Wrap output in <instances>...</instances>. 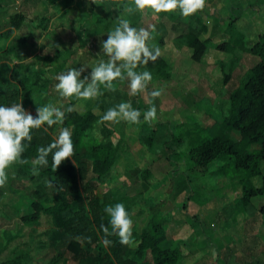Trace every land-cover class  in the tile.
<instances>
[{"label":"rangeland","instance_id":"obj_1","mask_svg":"<svg viewBox=\"0 0 264 264\" xmlns=\"http://www.w3.org/2000/svg\"><path fill=\"white\" fill-rule=\"evenodd\" d=\"M32 1L23 4L21 0H0V76H4L6 71H3V66L8 67L7 75L13 71L14 64L25 63L34 64L32 70L40 69L43 77L52 79L49 96L36 94L22 103L24 109L33 116L36 115L37 107L52 104L61 108L71 102L79 113L94 109L100 114L96 108L100 95L92 100H64L55 91V84L58 82L56 77L70 68L87 67L82 73L83 79L101 60L107 61L108 57L101 51V42L107 39L108 32L116 24L106 27L105 22L93 23L91 42L87 44L81 31L87 17L86 2L74 0L67 7L62 0H57L58 5L50 8L40 0L34 7ZM120 1L113 3V0H100L107 8ZM129 9L119 17L149 31L155 26V32L152 33L155 39L150 44L158 46L156 37L162 34L166 41L162 51L172 60L173 77L171 81H151L141 93L140 104H137L136 96L129 95V81H114L112 89L101 86V92L106 93L107 109L121 102H131L132 107L141 112L139 124L126 121L106 123L114 130L113 142L117 144L121 141L125 153L118 158L111 175L106 179L110 191L103 197L106 200L127 198L126 203L133 209L132 231L142 232L153 215L167 220L166 227L173 240L172 247L182 251L185 256L184 264H264V225L260 220L258 205L252 204L246 213L236 210L234 200L241 197L242 188L230 177L227 179L231 182L220 178L223 175L216 170L224 161L215 162L205 171H193L187 166L185 141L182 146L176 147L179 152V172L172 176L170 173L174 168L167 159L170 152L164 147V143L171 140L172 131L176 135L184 133L181 127L170 131L169 125L196 123L202 125L204 130L214 123V132L208 131L207 135L224 136L240 145L241 137L237 131L216 122L226 115L229 106L227 87L218 63L222 61L229 65L225 72L231 73L230 85L237 87L244 74L259 59L241 51L232 56L212 50L207 55V64L194 62L172 47V42L187 27L186 19H170V14L178 16L179 11L154 14L148 10L141 13L135 5H131ZM232 11L236 19L233 26L245 35L248 45L252 46L258 35L264 33V0H206L204 21L212 30L209 34H204L203 38L223 41L220 36L230 29L229 21L225 19L231 16ZM16 12H24L27 19L21 29L13 30L11 39H6L3 34L11 30L10 16ZM108 13L111 15V11ZM22 38H26V43L8 54L9 45ZM37 63L42 65L41 68H37ZM229 67H233L232 72ZM155 90H160L161 95L153 98L151 93ZM144 106L148 109L156 107V121H144L143 114L148 110ZM101 127L98 124L96 130L99 131ZM59 131L60 125H57L51 132L53 138ZM143 135L154 137L150 148L143 144ZM246 150H249L248 146ZM254 151L258 150L252 152ZM147 169L153 174L151 186L143 182L138 173ZM7 172L8 180L3 188V195L0 196V263L23 253L28 257L26 264H75L71 259L54 262L57 258L59 234L54 230L51 217L42 214L39 222L30 226L21 220V217L34 212L31 207L26 206L30 202V194H35L37 190L35 181L31 179L32 173L20 171L17 163ZM254 182L261 186L260 177L254 179ZM184 189L192 194V199L186 205ZM254 200L255 198L252 202ZM194 216H198L199 222H202L198 228L191 225ZM135 249L136 244L131 245V250ZM218 251L222 254H218ZM231 251L235 252L234 257L228 256ZM142 264H151L150 257Z\"/></svg>","mask_w":264,"mask_h":264},{"label":"trees","instance_id":"obj_2","mask_svg":"<svg viewBox=\"0 0 264 264\" xmlns=\"http://www.w3.org/2000/svg\"><path fill=\"white\" fill-rule=\"evenodd\" d=\"M21 1L23 4L30 2V0ZM33 1L34 7L39 4V0ZM40 1L50 8H55L59 3L57 0ZM62 2L65 3V6L70 7L74 0H62ZM84 2L88 4L87 17L81 31L87 44L91 42L93 23L99 21L105 22L106 27L113 23L117 26L119 15H124L133 5L132 0H121L118 3L119 6L114 4L110 8L102 4L100 0H97V4L90 3V0H84ZM110 11L111 15L108 13ZM233 12L229 18L225 19V21H229L230 29L224 33L225 35L220 36L224 39L221 42H215L211 37L203 38L204 34L207 35L212 30L204 21V16H206L204 9L191 17H183L180 12L178 16L177 14L169 16L171 20L177 17L186 19L187 27L182 34L176 37L174 46L179 50L185 47L191 49V59L194 62L207 64L206 58L210 50L232 56L241 51L250 53L259 59L244 74L237 87L230 85L231 73L225 72L229 65L222 61L218 63L223 72L224 84L227 87L226 97L229 106L226 115L216 122L237 131L241 137L240 145L224 136L210 137L207 132L213 133L214 130L208 128L204 130L202 125L196 123L193 125H169L170 131L181 127L184 133L176 135L172 131V138L169 142L164 143V147L170 152L167 159L174 168L170 173L172 176L178 175L179 152H177V148L182 146L185 141L187 143V166L193 171H205L215 162L224 161L220 167L217 166L216 171L223 177H230L237 181L241 186L242 195L234 200V203L239 213H246L254 198L264 197V33L259 34L257 41L249 46L245 35L233 26L236 21ZM26 19L27 15L24 12L12 14L9 20L11 30L4 33L3 37L11 39L13 30L21 29ZM130 24L139 29L137 23ZM42 27L46 29L45 26ZM25 39L12 42L11 44H14L9 45L8 54L23 46L26 43ZM156 39L158 47L161 49V56L155 62L150 61L148 65H141L136 70L149 71L152 74L153 82L170 81L173 63L162 51L166 45L164 38L157 36ZM33 66L34 64L16 63L13 66V71L7 75L8 67L3 66V71H6H4V76H0V106L24 103L36 94L50 95L52 79L43 77L39 72L41 64H36L39 70H32ZM229 69L230 72L233 71V67H229ZM118 80L128 81L126 78ZM101 93L96 104L100 114L94 109L87 110L83 114L77 110L66 113L65 121L63 125H60V128L67 127L72 132L74 155L62 162L56 171H53L51 167L52 155L50 154L48 166L41 168L38 176L32 174L31 179L35 181L37 190H35L36 195L30 194V202L26 206L31 207L34 212L21 217V220L25 225L30 226L37 224L42 214L51 217L54 230L59 234L56 246L57 258L54 262L59 260L66 262L71 259L75 264H142L150 257L151 264H184L185 256L179 248L172 247L173 240L166 227L167 220L163 217L153 215L142 232L132 231L131 245L136 244L135 250H131V245H122L119 237L112 234L110 217L104 211L106 206L122 203L131 219L134 216L131 205L126 203V197L121 200H106L103 197L110 191L106 179L111 175L118 158L125 153V149L121 141L117 144L113 142L115 133L106 125L107 122L101 124L102 127L99 131L96 130L97 125L100 124L98 121L108 110L105 102L106 93ZM136 97L137 104H140L142 102L141 93ZM70 105L75 106L71 102L62 106L61 109ZM144 107L148 109L147 106ZM45 127L47 126L32 131L33 139L30 144L27 141L24 142L26 150L21 159L26 160L27 163H17L20 171L31 174V162L38 156V149L51 143L54 139L51 132L56 129L57 125L48 128L47 131L44 130ZM141 140L144 145L150 148L154 137L143 135ZM252 145H260L261 148L254 152L246 150L247 146ZM138 173L143 182L149 186L152 185L150 180L153 178V174L150 170H141ZM259 177L262 181L261 186H257L254 182V179ZM49 179L53 180L56 186L49 187L47 183ZM60 187L63 188L62 191H58ZM1 195H3V188H0ZM191 199L192 194L186 192L185 205ZM259 215L264 225V205L260 208ZM191 222L193 228L202 225L198 216H194ZM102 224L109 228L107 238L111 244L108 246L103 243L105 234L101 229ZM218 254H222V252L218 251ZM234 255L235 252L232 251L228 254L230 257H234ZM27 259V254L20 253L0 264H26Z\"/></svg>","mask_w":264,"mask_h":264},{"label":"clouds","instance_id":"obj_3","mask_svg":"<svg viewBox=\"0 0 264 264\" xmlns=\"http://www.w3.org/2000/svg\"><path fill=\"white\" fill-rule=\"evenodd\" d=\"M135 8L141 13L151 10L154 14L172 13L179 11L183 17H191L197 12L203 11L206 0H132ZM97 4V0H90ZM117 3V0H113ZM119 6V4H117ZM155 26L151 31L145 28L131 26L129 20L120 18L117 26L108 32L107 39L101 42V51L108 57L107 61L101 60L92 68L88 76L81 79L82 73L87 67L77 69L70 68L67 72L56 77L55 91L64 100H92L101 95V86L112 89L113 82L118 79H128L129 95L137 96L147 89L152 81V74L145 70L138 72L141 65L155 62L161 56V49L150 44L155 37ZM126 73V76H125ZM161 95L160 90L151 93L153 98ZM76 111L75 106H68L63 110L52 104L37 107L36 115L24 109L22 103H12L10 106H0V188H4L8 180L7 170L16 163H27L21 159L26 150L25 141L31 143L32 131L44 126L45 131L54 125H63L66 113ZM145 122H154L157 119L155 106L144 112ZM141 112L132 107L131 102H121L115 107L109 108L100 118L98 123H119L126 121L131 124L140 123ZM52 155V169L56 171L64 162L74 155L72 132L67 127H61L58 135L46 146L38 149V156L32 160V174L38 176L41 168L48 166V157ZM49 187L56 186L53 180L47 181ZM63 188H58L62 191ZM104 211L110 217L112 234L117 235L120 243L125 246L132 244L133 220L124 204L117 203L114 206H106ZM105 234L103 243L111 244L107 238L109 228L101 225Z\"/></svg>","mask_w":264,"mask_h":264},{"label":"crops","instance_id":"obj_4","mask_svg":"<svg viewBox=\"0 0 264 264\" xmlns=\"http://www.w3.org/2000/svg\"><path fill=\"white\" fill-rule=\"evenodd\" d=\"M82 2L84 1V0H81ZM134 5V4H133ZM130 10V9H129ZM128 10V11H129ZM48 30V29H47ZM46 30V31H47ZM93 32V31H92ZM46 33H48V32H46ZM45 33V35H47ZM159 36H162V34H158ZM163 37V36H162ZM87 42V41H86ZM165 43H166V41H165ZM172 47L175 49V51L176 52H178V53H180V54H185L188 58H191V56H192V50L191 49H189V48H183V49H181V50H179V49H177L175 46H174V42H172ZM210 51H212V50H210ZM209 51V52H210ZM214 51V50H213ZM40 62H41V60H40ZM39 61H38V63H40ZM37 63V64H38ZM87 64V63H86ZM86 66V65H85ZM172 77H173V72H172ZM171 81V80H170ZM155 83H157V82H155ZM76 110H77V108H76ZM78 111V110H77ZM82 114V113H81ZM206 127V126H205ZM208 127V129L209 130H214V128L216 127L215 126V124L213 123V124H211V125H209V126H207ZM249 147V151H253V150H259L261 147H260V145H252V146H248ZM130 150H131V148H130ZM220 178H224V180H226V181H230L229 179H227L226 177H220ZM231 182V181H230ZM259 186V185H258ZM240 188H241V186H240ZM184 198H185V195H186V189H184ZM241 193H242V189H241ZM206 204V203H205ZM252 204L253 205H258V208H259V210H260V208L264 205V197H257V198H255V200H254V202H252Z\"/></svg>","mask_w":264,"mask_h":264}]
</instances>
